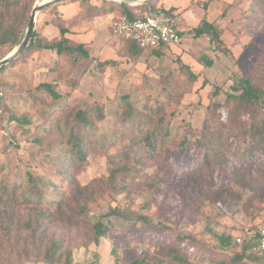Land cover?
Wrapping results in <instances>:
<instances>
[{
  "label": "rangeland",
  "instance_id": "374dc122",
  "mask_svg": "<svg viewBox=\"0 0 264 264\" xmlns=\"http://www.w3.org/2000/svg\"><path fill=\"white\" fill-rule=\"evenodd\" d=\"M44 1L26 0L27 22L33 9ZM147 1L149 6L135 10L137 16L164 8L159 5L161 0ZM174 1L182 4L183 13L192 11V24L199 25L205 16L210 22H217L223 30L221 39L226 52L214 49L206 35L194 37V27L179 13V30L183 32L180 44L168 48L161 58L150 51H141L136 58V46L113 35L112 20H101L95 28L97 17L87 21L83 14L78 16L81 0H64L38 13L35 30L50 41L56 40L60 38L56 24H61L68 28L67 36L73 42L84 45L89 57L68 53L59 56L48 50L25 51L0 73V85L6 93L5 116L0 126V182L34 198L39 197V183L49 182V204L68 195L70 179L82 186L90 185L88 205L76 213L86 224L75 229L67 224H51L46 233L49 238L64 237L66 246H77L72 249L73 264H131L142 258L165 261L168 257L159 253V248L175 244L190 264H218L237 256L242 249L238 245L221 249L215 236L236 238L264 227V185L257 191L236 187V199L222 194L221 188L198 191L191 182L176 175L194 161L196 153L195 146L186 154L181 153L180 142L206 128L209 106L220 104L218 109L225 119V93H234L239 79L251 72L256 81L264 79V0ZM98 2L93 1L101 5ZM111 2L116 7L125 3ZM10 53L7 47H0V60ZM203 56L213 60L211 67L203 65ZM128 69H132L130 74L121 75ZM190 72L196 79L189 78ZM42 84H49L60 97L54 99L39 87ZM217 90L219 95L215 94ZM120 93L136 94L130 101L141 106L161 108L158 116L172 131L161 155L126 176L125 189L116 190L109 181L108 157L115 154V149L100 147L103 142L93 144L84 164L64 162L59 139H48L41 145L36 142L38 136L54 134L52 130L63 118L58 115L62 106L70 102L83 107L104 106L118 102L114 97ZM9 117L26 118L30 124L16 119L6 127ZM110 133L111 130L103 129L98 134L108 137ZM168 157L172 165L167 163ZM28 174L33 176V182ZM238 174L242 178L256 176L247 169H240ZM224 178L228 180L227 175ZM143 206L149 208L145 211ZM55 207L50 206L52 210ZM111 207L127 215V220L105 217ZM140 215L148 216L150 222L139 221ZM99 221L108 225L107 235L99 245L81 246L92 237V224ZM7 255L8 247L0 245V260Z\"/></svg>",
  "mask_w": 264,
  "mask_h": 264
},
{
  "label": "trees",
  "instance_id": "16d2710c",
  "mask_svg": "<svg viewBox=\"0 0 264 264\" xmlns=\"http://www.w3.org/2000/svg\"><path fill=\"white\" fill-rule=\"evenodd\" d=\"M93 1L81 0V11L78 16L83 14L85 19L90 21L117 12L133 18L138 7L149 6L148 1L135 6L122 3L118 7L114 2L107 0L98 2L101 4L99 6ZM159 10L175 15L173 10L165 8ZM27 11L26 0H0V47H7L9 53L19 46L24 37V28L29 23L27 19L25 20ZM56 27L60 31V38L51 41L35 30L26 54L48 50L55 51L59 56L68 53L72 56L81 54L86 58L89 57L82 43L73 42L67 36L68 28L61 24H56ZM222 31L217 22H210L206 16L191 30L194 37L206 35L214 49L226 52L221 39ZM181 34L183 32L180 31ZM134 45L139 51L135 54L138 58V54L145 50ZM168 48L166 46L150 52L155 57L161 58ZM201 61L205 67L213 65V60L207 56H203ZM12 64L13 62L3 67L0 73ZM190 73L189 78L196 79L197 76ZM39 87L52 94L54 99L60 97L49 84H42ZM215 94L219 95V91L217 90ZM134 96L136 94H116L114 99L119 101L104 106L90 104L83 107L70 102L62 106L58 115H62L63 118L56 124L55 130H52L54 134L38 136L36 142L41 145L48 139L50 141L59 139L63 161L75 164L78 161L82 164L86 163L88 152L95 147L93 144L103 142L99 143L100 147L115 149V154L108 157V164L111 167L109 181L114 189H125L126 176L132 175L139 170V167L161 155L160 151L168 147L172 137L170 127L158 116L161 108L152 104L141 106L140 103L130 101L135 99ZM223 102L227 109L225 119L218 109L221 107L220 104H211L208 108L210 114L206 128L195 136H185L180 142L181 153L186 154L192 146L196 147V153L194 161L180 172L177 171L176 175L180 174L182 179L191 182L198 191L221 188L222 194L239 199L235 192L236 187L257 191L261 185H264V79L256 81L253 72L242 77L234 88V93H225ZM5 109L6 107L3 106L4 113ZM16 119L9 117L7 122H14ZM18 121L22 124H30L26 118ZM103 129L111 130L110 136L101 137L98 133ZM117 160L123 163L119 164ZM167 163L172 165L169 157ZM173 169L172 166L171 173ZM240 169L250 170L256 176L242 178L238 174ZM1 171L3 169L0 167V173ZM225 175L228 176V180L224 178ZM28 177L30 182L34 181L31 174H28ZM69 181L68 195L62 196L57 203L50 204L51 193L46 190L51 187L49 182L39 183L37 187L39 197L35 198L0 182V245H6L9 249V255L3 257L0 264H30V261L31 264H73L72 249L77 246H66L64 237L49 238L46 234L51 224H67L73 229L86 224V221L83 218L79 219L76 213L79 209L87 207L90 185L82 186L75 179ZM52 186L55 187L54 184ZM51 204L56 206L54 210L50 208ZM142 208L146 211L149 206ZM109 216L123 217L127 220V215L118 208L111 207L105 217ZM138 219L143 223L150 222L146 215H140ZM92 231L90 240L81 246L85 247L90 243L99 245L109 228L104 222L99 221L92 224ZM215 237L221 249L235 245V238L231 236L223 234ZM180 249L181 247L176 244L161 247L159 253H166L167 260L142 258L134 260L131 264H190ZM241 249V253L237 256L222 260L218 264H240L244 261L264 264V251L261 250L258 242L246 243Z\"/></svg>",
  "mask_w": 264,
  "mask_h": 264
},
{
  "label": "built area",
  "instance_id": "2783aa9c",
  "mask_svg": "<svg viewBox=\"0 0 264 264\" xmlns=\"http://www.w3.org/2000/svg\"><path fill=\"white\" fill-rule=\"evenodd\" d=\"M112 33L116 37L138 45L145 51L175 46L181 42L177 17L159 9L146 12L143 16L136 15L133 18L120 14L113 20ZM5 99L6 93L0 86V121L4 116L3 105ZM13 123L6 122L4 126H11ZM254 242H258L261 250L264 251V227L247 231L244 235L234 239L235 245L240 247L246 243Z\"/></svg>",
  "mask_w": 264,
  "mask_h": 264
},
{
  "label": "water",
  "instance_id": "95a60500",
  "mask_svg": "<svg viewBox=\"0 0 264 264\" xmlns=\"http://www.w3.org/2000/svg\"><path fill=\"white\" fill-rule=\"evenodd\" d=\"M64 0H45L43 3H41L39 6L35 7L31 13V17L27 26V30L25 32V35L21 41V43L19 44V46L12 51L6 58H4L1 62H0V70L7 66L11 61L15 60L17 57H19L21 54H23L25 51L28 50L29 44L33 38L34 35V31H35V23H36V19H37V15L40 11H42L44 8L53 5V4H57L60 3ZM146 0H126L124 1L127 4L130 5H141L143 2H145Z\"/></svg>",
  "mask_w": 264,
  "mask_h": 264
},
{
  "label": "crops",
  "instance_id": "0c3cea01",
  "mask_svg": "<svg viewBox=\"0 0 264 264\" xmlns=\"http://www.w3.org/2000/svg\"><path fill=\"white\" fill-rule=\"evenodd\" d=\"M166 10H173L175 16L177 17V21H178V27H179V20H178V16L179 13L182 14V17L186 19L187 24L188 25H192L194 28L198 26V24H192L191 20L192 18L194 19V16L191 15V10H188L187 12L183 13L184 9L181 8L180 6L182 5L180 2L174 1V0H161L159 2V5H162ZM176 8L177 11L174 9ZM118 15V14H117ZM116 13H111L105 16H101V17H97L96 20L93 22V25H95L94 27L96 28V26L100 23L101 20H107V21H113L116 17H117ZM119 16V15H118ZM194 21V20H192ZM169 48L172 46H168ZM132 69H128L126 72L122 73L121 75H128L130 74Z\"/></svg>",
  "mask_w": 264,
  "mask_h": 264
},
{
  "label": "bare ground",
  "instance_id": "6f19581e",
  "mask_svg": "<svg viewBox=\"0 0 264 264\" xmlns=\"http://www.w3.org/2000/svg\"><path fill=\"white\" fill-rule=\"evenodd\" d=\"M119 1H126V0H119Z\"/></svg>",
  "mask_w": 264,
  "mask_h": 264
}]
</instances>
